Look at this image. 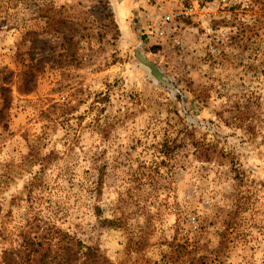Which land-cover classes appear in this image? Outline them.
I'll use <instances>...</instances> for the list:
<instances>
[{
    "label": "rangeland",
    "instance_id": "1",
    "mask_svg": "<svg viewBox=\"0 0 264 264\" xmlns=\"http://www.w3.org/2000/svg\"><path fill=\"white\" fill-rule=\"evenodd\" d=\"M3 86L0 264L54 228L108 264H264V0H0Z\"/></svg>",
    "mask_w": 264,
    "mask_h": 264
},
{
    "label": "trees",
    "instance_id": "2",
    "mask_svg": "<svg viewBox=\"0 0 264 264\" xmlns=\"http://www.w3.org/2000/svg\"><path fill=\"white\" fill-rule=\"evenodd\" d=\"M35 80V70L29 68L26 73L28 93L34 90ZM0 95L3 100L0 110L1 124L11 108L10 90L5 86L0 87ZM53 231L55 233L52 235ZM22 238L23 242L19 249L12 248L3 252L1 264H108L98 249L85 246L81 241L57 228L52 232H45L41 237H33L27 232Z\"/></svg>",
    "mask_w": 264,
    "mask_h": 264
},
{
    "label": "water",
    "instance_id": "3",
    "mask_svg": "<svg viewBox=\"0 0 264 264\" xmlns=\"http://www.w3.org/2000/svg\"><path fill=\"white\" fill-rule=\"evenodd\" d=\"M135 56H136L137 60L144 67H146L149 70L152 78L156 82H158V83H160V84H162V85H164V86H166L168 88H172V85L167 82V80L165 79V76L163 75V73L160 71V69L154 63H152L149 60H147V58L140 51H136L135 52Z\"/></svg>",
    "mask_w": 264,
    "mask_h": 264
},
{
    "label": "built area",
    "instance_id": "4",
    "mask_svg": "<svg viewBox=\"0 0 264 264\" xmlns=\"http://www.w3.org/2000/svg\"><path fill=\"white\" fill-rule=\"evenodd\" d=\"M169 20V18H167Z\"/></svg>",
    "mask_w": 264,
    "mask_h": 264
}]
</instances>
